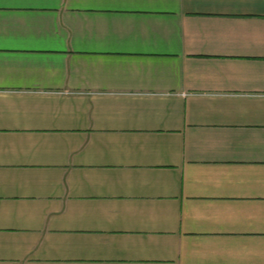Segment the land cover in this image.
<instances>
[{
  "label": "crops",
  "instance_id": "1",
  "mask_svg": "<svg viewBox=\"0 0 264 264\" xmlns=\"http://www.w3.org/2000/svg\"><path fill=\"white\" fill-rule=\"evenodd\" d=\"M0 264H264V0H0Z\"/></svg>",
  "mask_w": 264,
  "mask_h": 264
}]
</instances>
